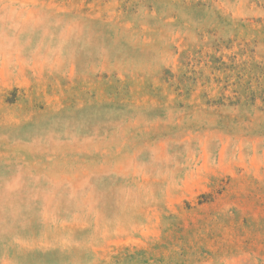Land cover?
Instances as JSON below:
<instances>
[{"label": "rangeland", "instance_id": "rangeland-1", "mask_svg": "<svg viewBox=\"0 0 264 264\" xmlns=\"http://www.w3.org/2000/svg\"><path fill=\"white\" fill-rule=\"evenodd\" d=\"M0 264H264V0H0Z\"/></svg>", "mask_w": 264, "mask_h": 264}]
</instances>
